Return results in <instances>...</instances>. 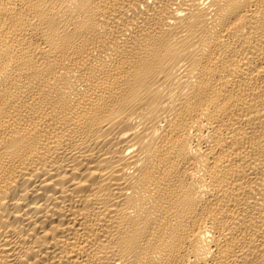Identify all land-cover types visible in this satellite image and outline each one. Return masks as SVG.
<instances>
[{"label": "bare ground", "instance_id": "obj_1", "mask_svg": "<svg viewBox=\"0 0 264 264\" xmlns=\"http://www.w3.org/2000/svg\"><path fill=\"white\" fill-rule=\"evenodd\" d=\"M0 264H264V0H0Z\"/></svg>", "mask_w": 264, "mask_h": 264}]
</instances>
